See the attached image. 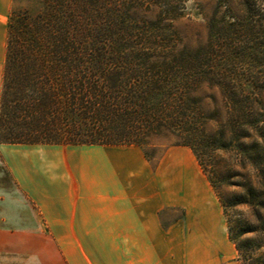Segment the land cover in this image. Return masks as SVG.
I'll return each mask as SVG.
<instances>
[{
  "label": "trees",
  "instance_id": "obj_1",
  "mask_svg": "<svg viewBox=\"0 0 264 264\" xmlns=\"http://www.w3.org/2000/svg\"><path fill=\"white\" fill-rule=\"evenodd\" d=\"M30 1L7 25L0 145L143 148L172 137L211 166L215 190L225 166L235 176L251 167L254 179L229 186L256 220L228 226L242 264H264V0H220L197 49L174 25L189 0ZM202 88L216 91L224 119L206 113Z\"/></svg>",
  "mask_w": 264,
  "mask_h": 264
},
{
  "label": "crops",
  "instance_id": "obj_2",
  "mask_svg": "<svg viewBox=\"0 0 264 264\" xmlns=\"http://www.w3.org/2000/svg\"><path fill=\"white\" fill-rule=\"evenodd\" d=\"M12 10L13 0H0V95ZM0 146L37 217V230L10 235L44 241L24 264H242L189 147L154 163L134 145Z\"/></svg>",
  "mask_w": 264,
  "mask_h": 264
},
{
  "label": "rangeland",
  "instance_id": "obj_3",
  "mask_svg": "<svg viewBox=\"0 0 264 264\" xmlns=\"http://www.w3.org/2000/svg\"><path fill=\"white\" fill-rule=\"evenodd\" d=\"M219 1L189 0L186 3V10L183 17L178 19L174 24L182 45L190 49H197L206 45L209 34L208 22L214 15ZM30 2V0H13V10L27 8ZM148 18L154 19V14L148 15ZM199 95L203 98V107L209 116L215 118L220 116V119L225 118L226 113L224 107L215 90L210 91L208 88H202L199 91ZM211 95L216 97L215 101L210 98ZM215 111H218L219 115ZM215 129L216 122H209L208 132L213 133ZM175 142L176 140L172 137H159L152 139L142 149L156 163L168 148L173 147L172 145ZM7 149H9L8 146H0V264H13L14 258H19L23 253L22 262L19 264H24V261L33 253L32 249H36V245L40 246L44 241L19 240L12 238L10 235L12 231L37 230V217L28 207L26 199L17 191L15 181L5 159ZM226 158L230 162L232 154L228 153ZM208 164L209 166L213 164L211 159H209ZM201 170L205 176H207L206 174L209 171H213V169L211 170V166L208 167V172L203 167H201ZM237 171L243 175V178L241 175L235 176V173L229 172V167L225 166L223 173L227 178L221 183V186L217 184V189H214L223 207L228 225L239 218L244 219L246 217L252 222L256 220L250 208L236 204L240 197L241 189L229 186L232 182L240 181V183H244V179H254L256 171L251 167ZM258 175H260V181L264 187V174L258 173ZM176 215H181V213H177ZM237 235L238 233L234 232V236ZM249 237L252 236L242 235L240 239H248ZM260 243H262V240L258 238L255 244ZM262 251L264 252V249Z\"/></svg>",
  "mask_w": 264,
  "mask_h": 264
}]
</instances>
